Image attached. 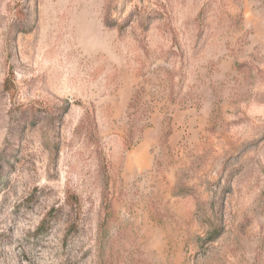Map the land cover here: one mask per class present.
Wrapping results in <instances>:
<instances>
[{
  "label": "rangeland",
  "instance_id": "rangeland-1",
  "mask_svg": "<svg viewBox=\"0 0 264 264\" xmlns=\"http://www.w3.org/2000/svg\"><path fill=\"white\" fill-rule=\"evenodd\" d=\"M0 264H264V0H0Z\"/></svg>",
  "mask_w": 264,
  "mask_h": 264
}]
</instances>
